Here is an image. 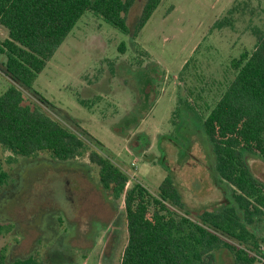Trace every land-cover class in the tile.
<instances>
[{
	"label": "rangeland",
	"instance_id": "obj_1",
	"mask_svg": "<svg viewBox=\"0 0 264 264\" xmlns=\"http://www.w3.org/2000/svg\"><path fill=\"white\" fill-rule=\"evenodd\" d=\"M144 2L135 0L127 14L131 30ZM226 16L229 23L216 26ZM256 31L264 33V0H161L137 35L85 11L31 88L21 90L26 102L119 165L127 187L138 183L157 195L170 173L183 196L185 209L178 211L195 219L223 197L211 147L196 132L198 119L234 77L231 60L253 50ZM6 36L0 26V39ZM11 82L0 67V94ZM0 153L10 175L0 187L6 262L32 256L48 264H120L127 240L123 199L106 200L87 157L59 162L43 152ZM248 163L264 182V160L250 156ZM213 264L234 260L222 251ZM254 264H264V256Z\"/></svg>",
	"mask_w": 264,
	"mask_h": 264
},
{
	"label": "trees",
	"instance_id": "obj_2",
	"mask_svg": "<svg viewBox=\"0 0 264 264\" xmlns=\"http://www.w3.org/2000/svg\"><path fill=\"white\" fill-rule=\"evenodd\" d=\"M134 1L0 0V26L7 31L0 39V67L12 80L0 94V149L19 157L43 152L59 162L87 157L97 168L106 200L113 204L123 199L127 240L120 264H213L222 251L232 255L234 264H254L264 256L260 249L264 182L253 174L248 158L264 160L263 32H255L250 53L231 60L234 77L207 115L198 119L192 110L200 120L196 132L211 147L212 175L223 192L219 206L201 210L195 219L178 211L185 209L183 196L170 173L158 185L157 195L138 183L127 187L129 176L119 165L41 106L24 99L21 88H31L85 11L125 34L137 35L161 0H145L131 30L126 17ZM228 21L226 16L216 26ZM9 178L0 153V187ZM0 264L48 263L32 256L6 262L0 250Z\"/></svg>",
	"mask_w": 264,
	"mask_h": 264
}]
</instances>
